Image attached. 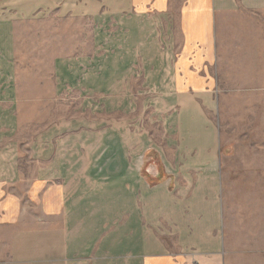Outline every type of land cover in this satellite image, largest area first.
Here are the masks:
<instances>
[{
    "label": "crops",
    "instance_id": "crops-1",
    "mask_svg": "<svg viewBox=\"0 0 264 264\" xmlns=\"http://www.w3.org/2000/svg\"><path fill=\"white\" fill-rule=\"evenodd\" d=\"M50 18L92 26L53 96L96 109L23 145L14 29ZM259 183L264 0H0L7 264H264L263 220H238Z\"/></svg>",
    "mask_w": 264,
    "mask_h": 264
},
{
    "label": "rangeland",
    "instance_id": "rangeland-1",
    "mask_svg": "<svg viewBox=\"0 0 264 264\" xmlns=\"http://www.w3.org/2000/svg\"><path fill=\"white\" fill-rule=\"evenodd\" d=\"M91 30L92 26L89 23L59 22L53 18L42 22H18L15 25L14 75L18 85V96L27 100L19 104L16 110L19 131L15 139L20 144L27 145L36 140L40 130L71 119L74 111H79L80 116H86L87 112L95 107L81 103V99L63 102L53 96L54 60L59 57H81L91 54L93 52ZM259 117L258 114L254 115L255 119ZM117 121L118 113L112 114L110 122L117 124ZM150 131L157 142L159 125L152 126ZM25 155L23 160H26ZM242 186L246 192L241 198L243 209L238 220L242 225L251 217L253 224L259 219L264 222V183ZM7 237V230L0 229V264H7L8 248L5 243Z\"/></svg>",
    "mask_w": 264,
    "mask_h": 264
}]
</instances>
